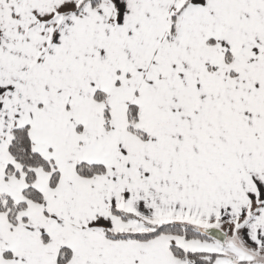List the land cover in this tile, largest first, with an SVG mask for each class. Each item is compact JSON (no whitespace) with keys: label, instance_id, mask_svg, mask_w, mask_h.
<instances>
[{"label":"snow or ice","instance_id":"6c2138e0","mask_svg":"<svg viewBox=\"0 0 264 264\" xmlns=\"http://www.w3.org/2000/svg\"><path fill=\"white\" fill-rule=\"evenodd\" d=\"M0 264H264V0H0Z\"/></svg>","mask_w":264,"mask_h":264}]
</instances>
